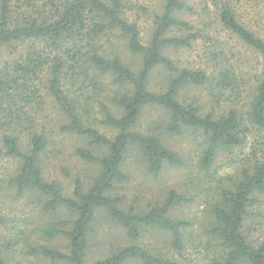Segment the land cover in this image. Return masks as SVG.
I'll return each instance as SVG.
<instances>
[{"label": "trees", "instance_id": "16d2710c", "mask_svg": "<svg viewBox=\"0 0 264 264\" xmlns=\"http://www.w3.org/2000/svg\"><path fill=\"white\" fill-rule=\"evenodd\" d=\"M139 10L150 16L146 34ZM224 35L254 57H230ZM5 50L12 55L0 59V157L17 163L6 183L17 198L37 200L50 222L42 230L49 244H41L0 215L12 235L0 264H18V255L54 264H191L190 249L203 256L197 264H264V0H163L153 10L139 0H0ZM183 52L198 60L181 61ZM160 71L164 83L154 88ZM148 108L165 114L143 128ZM188 130L202 138L205 175L191 182L193 193L172 186L145 207L128 204L121 190L130 155L154 177L183 170L167 137ZM65 137L82 140L75 155L97 167L70 195L47 176ZM194 202L205 206L204 224L187 216ZM100 217L122 230L117 244L99 239Z\"/></svg>", "mask_w": 264, "mask_h": 264}, {"label": "rangeland", "instance_id": "374dc122", "mask_svg": "<svg viewBox=\"0 0 264 264\" xmlns=\"http://www.w3.org/2000/svg\"><path fill=\"white\" fill-rule=\"evenodd\" d=\"M140 3L146 8L151 10L157 8L163 0H139ZM140 13V25L143 31V34H146L151 26L150 16L147 14H143L142 11H138ZM136 16V15H135ZM137 17V16H136ZM221 42H225L231 46H234L231 53H229L230 57H239L240 55H245L247 59H252L254 55L245 50H241V47L236 44V41L232 40L231 37L224 35L220 38ZM203 50H200L198 54L204 53ZM196 52L192 53H180L179 57L181 61L185 62L187 60L197 61L199 55ZM12 53L9 50H5L1 53L0 59L9 58ZM257 61L253 60L251 62V66H256ZM164 73L156 72L153 76V87L161 88V85L164 83ZM199 92V93H198ZM192 92V97L201 96V92ZM202 97V96H201ZM48 114L51 117L57 116L54 114L52 110V106H48ZM164 111L158 108H148L142 118L141 125L143 128H147L148 124L151 121H157L164 115ZM105 130L109 133L111 131ZM171 143V147L178 152L185 160L186 167L183 170H176L170 167H166L161 175L158 177H154L149 174L144 167L139 162L138 158L135 155H130L128 159L129 163V174L131 175L130 181L124 186V189L121 190L122 194H125V199L128 204H135L141 206H147L148 204L154 203L165 193V190L168 187L178 186L179 188H183L188 190V194L193 193L190 191L191 182L197 175L204 177V174L199 173L198 168V158L202 151V138L194 131L188 130L186 133H183L179 136L167 137ZM60 146L63 153H61L58 159L50 162L47 166V176L50 180H56L61 183L65 189L67 194H72L74 189L75 181L77 179L82 181H90L93 176L97 173V167L93 164H87L78 158L75 155V150L77 147L82 146V140H77L74 137H65L64 139H59ZM225 158L220 160L223 162ZM220 163V162H219ZM17 163L12 160H7L0 157V215L4 216L8 225L7 228L18 227L15 226V223L20 225L21 230H28L32 235V239L35 243L41 244H49L47 239L43 235V229L49 224V218L46 215L42 214L41 207L38 206L39 202L35 199H30L27 197H18L15 195V191L8 187L6 183V179L9 177V174L15 170ZM227 171V172H226ZM231 169L226 168L222 173H230ZM186 173L194 174L193 178L188 181V177H186ZM3 179V181H2ZM209 182V178H206ZM185 187V188H184ZM197 203L200 201L197 200ZM197 203L194 202L187 209V216L194 217L196 215V222L198 224H204V213L203 209L205 206L202 204L200 208H197ZM200 205V204H199ZM198 205V206H199ZM19 228V227H18ZM20 229V228H19ZM97 229L99 230V239H107V241H111V243L117 244L121 238H123L122 230L116 226L112 221L107 219L106 217H100L99 222L97 223ZM11 230H7L5 228H0V250L5 251L6 249L3 247L6 240L12 237L9 233ZM18 232V230H16ZM147 237L150 242L155 241L150 237V234H147ZM159 246H162L167 250V246L161 241L158 243ZM57 247L60 250L66 249V241L61 238L56 241ZM204 248H201L200 251H203ZM7 251V250H6ZM98 251V249H95ZM205 257L206 254L203 253ZM188 262L191 264H197L203 256H200V252H196L190 249L187 253ZM18 259V264H54L49 261H42L39 259H35L33 257H21L16 256ZM13 264H16L13 263ZM61 264V263H60Z\"/></svg>", "mask_w": 264, "mask_h": 264}]
</instances>
